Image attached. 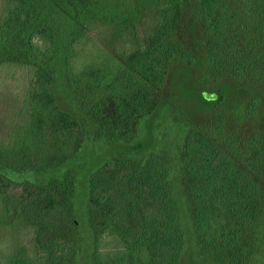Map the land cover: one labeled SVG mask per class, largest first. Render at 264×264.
Segmentation results:
<instances>
[{"label":"trees","instance_id":"obj_1","mask_svg":"<svg viewBox=\"0 0 264 264\" xmlns=\"http://www.w3.org/2000/svg\"><path fill=\"white\" fill-rule=\"evenodd\" d=\"M188 3L202 24L211 75L249 74L264 83V0H0V264H68L67 240H47L42 234L55 216L76 224L75 210L71 204L64 210L59 190L32 178L45 168L47 162L38 163L49 152L76 159L70 141L84 127L76 112L61 104L59 91L70 88L80 98L111 96L117 104L140 99L153 105L171 66L195 60L176 35ZM240 34L247 36L235 42ZM205 97L211 100L214 93ZM258 104V96L250 99L251 114ZM128 117L113 131L114 143L121 141L113 150L131 147L133 153H144L146 148L137 149L138 141L131 139ZM229 132L220 111L189 132L188 149L199 168L188 194L200 242L238 238L240 228L232 217L257 188L250 177L264 168V139L256 135L243 140L251 164L230 165L231 155H237ZM150 155L141 167L144 180L128 169V162L118 163L120 155L102 159L120 165L129 189L121 179L92 177L94 264L128 259L147 264L179 250L174 202L166 189L155 188L160 161ZM146 183L144 200L129 197ZM116 198H130L141 207V230L116 210Z\"/></svg>","mask_w":264,"mask_h":264},{"label":"rangeland","instance_id":"obj_2","mask_svg":"<svg viewBox=\"0 0 264 264\" xmlns=\"http://www.w3.org/2000/svg\"><path fill=\"white\" fill-rule=\"evenodd\" d=\"M185 12L176 35L191 48L195 60L171 66L162 89L157 92L159 99L153 105L143 100L139 102L140 99L132 105L127 101L117 104L111 96L80 98L77 91L70 88L68 93L62 89L59 91L61 104L74 110L84 127L76 140L70 141L73 144L79 141L69 148V152L73 149L77 152L72 155L76 159L70 161L64 158L66 154L49 152L38 163L42 166L47 162L45 168L32 178L37 183L59 190L64 210L70 204L75 210L72 216L77 220L76 224L64 221L62 215L60 218L55 216L56 221L47 224L49 228L42 234L47 240L55 236L67 240L71 251L68 264H94L91 248L96 217L89 205L90 194L88 198L92 177L102 175L112 178L114 183L121 179L127 184V189L130 188L120 165H107L102 159L108 155L110 158L120 155L118 163L128 162V169L144 180L146 177L142 175L141 167L145 159L151 157V152L160 161L161 178L156 179L155 188L166 189L174 202L177 212L174 222L178 227L175 229H179L177 233L181 240L176 254L167 252L147 264H264V168L255 177H250L257 188L249 191L248 198L238 205L239 210L232 217L240 228L235 241L200 242L193 232L194 206L188 190L193 186L190 182L192 174L199 168V161L190 155L189 132L193 127L212 120L215 112L220 111L224 115L226 132L231 131L233 135L230 147L237 155H231L230 165L236 168L247 163L250 165V152L244 150L243 140L254 135L264 139V83L249 74L211 75L204 46L206 37L192 3H188ZM246 36L240 34L235 42ZM210 93H214L213 99H205V95ZM254 96L259 97V104L251 114L248 103ZM128 115L133 130L131 139L138 141L135 144L137 149L146 148L144 153H133L131 147L113 150L114 145L121 143H114L113 131L123 120L121 118ZM65 161L69 163L64 164ZM148 186L147 183L141 184L140 191H132L129 197L139 202L144 200ZM130 198H116L114 205L129 225L141 230L142 209L137 204L133 205ZM122 264L141 263L128 259Z\"/></svg>","mask_w":264,"mask_h":264}]
</instances>
